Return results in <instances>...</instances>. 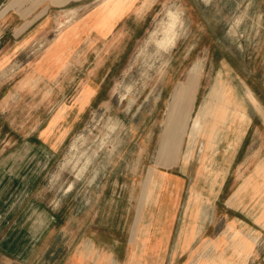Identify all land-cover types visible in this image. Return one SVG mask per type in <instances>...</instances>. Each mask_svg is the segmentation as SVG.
<instances>
[{
  "label": "rangeland",
  "instance_id": "obj_1",
  "mask_svg": "<svg viewBox=\"0 0 264 264\" xmlns=\"http://www.w3.org/2000/svg\"><path fill=\"white\" fill-rule=\"evenodd\" d=\"M105 1L52 7L48 33L0 67L2 211L48 216L67 238L95 233L112 248H130L137 232L150 230L159 202L168 198L166 185L181 184L180 205L197 203L200 194L186 189L189 161L192 173L199 166L191 177L195 189L212 184L215 195L216 185L228 180L236 195H250L244 213L258 223L245 230L255 245L246 256L252 264L264 249V0H110L102 7ZM95 7L109 19L124 7L127 12L103 36L51 47ZM68 8L75 13L61 24ZM169 11L178 17L176 41L157 51L153 42ZM48 49L55 55L41 68ZM195 62L198 69L190 72ZM217 77L239 114L217 125L213 137L192 136L198 107ZM180 86L171 141L159 154L167 107ZM190 86L197 90L189 98ZM214 225L211 232L221 227ZM245 232L232 231L233 247ZM201 241L189 245V254Z\"/></svg>",
  "mask_w": 264,
  "mask_h": 264
},
{
  "label": "crops",
  "instance_id": "obj_2",
  "mask_svg": "<svg viewBox=\"0 0 264 264\" xmlns=\"http://www.w3.org/2000/svg\"><path fill=\"white\" fill-rule=\"evenodd\" d=\"M63 2L64 0H0V67L14 58L17 49L28 47L38 37L48 33L53 25L52 7ZM107 3L110 0H106L102 7H107ZM116 7L118 3L114 5ZM69 9H73L75 13V8L66 10ZM126 12L127 8L124 7L115 18L109 19L104 9L91 8L74 19L73 28L64 29L65 35L54 39L51 47L57 43L71 47L82 36L89 37L90 33L103 36L122 20ZM53 55L55 50L48 49V58L41 68H44ZM44 71L42 69L41 73ZM196 90L193 86L187 87L189 98L191 92L195 94ZM250 91L256 94L255 89ZM190 101L193 102L192 99ZM190 166L188 161L187 194L191 191L199 193L198 203L188 202L187 205L184 202L180 205L176 198L181 184L178 187L166 185L168 198L159 202L150 230L137 232L133 238L135 243L130 248L127 244L112 248L109 242L99 241L95 233L80 236L78 232H72L71 237L67 238L53 218L44 216L32 220L31 217L15 216L9 210L2 211L6 203L1 200L0 212L3 215L0 219V264H164L165 260L170 264H251L246 256L253 252L255 245L249 241L251 235L245 230L250 224L258 223L244 213L248 210L250 195L247 191L236 195L235 185L227 187L228 180L216 185L215 195L210 194L213 192L210 190L212 184L205 183L197 190L195 179L191 177L198 175L199 166L193 173L189 170ZM214 224H221V227L216 232H211ZM236 229L246 234L239 246L233 247L230 234ZM196 238L202 239L201 244L189 254V245ZM204 249H208L210 254L204 253ZM258 254V259L252 261V264H264V249ZM199 255L200 258L197 259Z\"/></svg>",
  "mask_w": 264,
  "mask_h": 264
},
{
  "label": "bare ground",
  "instance_id": "obj_3",
  "mask_svg": "<svg viewBox=\"0 0 264 264\" xmlns=\"http://www.w3.org/2000/svg\"><path fill=\"white\" fill-rule=\"evenodd\" d=\"M73 14H74L73 9L65 10V13L60 16L61 18H59L61 24L63 22L69 21ZM163 23H164V25L162 26V29L160 31L161 32L160 36L154 39L153 44L156 47L157 51L166 52L169 49H171L175 44L176 37H177V33L175 31V26L178 23V17L176 16V14L173 11H169L167 14V20ZM155 33H156V31H155ZM197 69H198L197 63L195 62L190 67V72H194ZM224 87L225 86H223L221 79L219 80L218 77L215 78L214 82L212 83L210 88H208L209 89L208 92L205 94L204 99L202 100V102L200 103V105L198 107V110L196 112V116L194 118V122L191 126V129H190L191 130L190 135L195 136L197 133H199V134H203V135L205 134L206 136H209V137H213L216 134L217 125L223 123L227 119H230V118L235 119L238 116L239 113L236 110L231 109V107L229 105L230 102L228 101V99L226 97V92H225ZM182 89H183V87L180 86L174 91L172 98L168 104L165 122H164V133L162 136L161 144H160L159 149H158L159 154H163L167 150V147L171 141L170 138H171V135L173 132V128L175 125V118L177 115L176 105L178 103V98L180 96ZM235 104H237V103H235ZM200 121H202L203 123L200 124ZM203 175H205V174H203ZM197 203H198V201H197Z\"/></svg>",
  "mask_w": 264,
  "mask_h": 264
}]
</instances>
